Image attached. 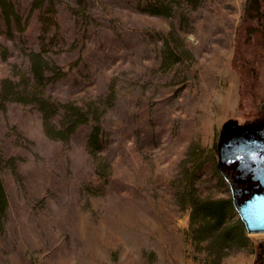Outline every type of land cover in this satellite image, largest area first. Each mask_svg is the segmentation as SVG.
<instances>
[{"label":"rangeland","instance_id":"obj_1","mask_svg":"<svg viewBox=\"0 0 264 264\" xmlns=\"http://www.w3.org/2000/svg\"><path fill=\"white\" fill-rule=\"evenodd\" d=\"M10 1L22 29L0 18V79L19 81L29 75L39 23L35 11L27 16L29 0ZM147 3L54 1L58 32L46 55L66 75L45 92L91 110L105 143L88 151L89 124L66 140L50 138L33 105H0L7 197L0 264H205L210 257L188 237L190 209L179 192L193 173L199 194L230 197L216 146L250 137L264 144L250 121L264 95V65L256 96L240 105L232 60L245 0H175L169 15L140 9ZM248 239L220 264H253L264 232Z\"/></svg>","mask_w":264,"mask_h":264},{"label":"trees","instance_id":"obj_2","mask_svg":"<svg viewBox=\"0 0 264 264\" xmlns=\"http://www.w3.org/2000/svg\"><path fill=\"white\" fill-rule=\"evenodd\" d=\"M54 1L29 0L27 16L35 11L39 23L38 48L27 51L29 75L21 73L19 81L0 79V105L12 100L33 105L41 114L44 133L50 138L66 140L78 127L89 124L86 148L89 152H94L104 147L105 139L101 125L97 121L90 122L91 110H84L72 101L53 99L45 92L48 83L66 75V71L46 55L48 43L58 32ZM147 1V6L140 9L164 15L171 13L175 2ZM185 1L192 5L197 3V0ZM0 18L5 27L14 24L18 30L22 29L19 9L10 0H0ZM236 33L232 64L239 74L241 105L243 99L256 96L260 81L258 69L264 65V0H245L243 16ZM168 51L170 55L172 51ZM90 107L89 105L88 108L91 109ZM254 115L251 123L264 127V95L259 100ZM5 164V158L0 153V170ZM193 175L191 173L189 176L184 191L179 192L180 201L185 202L190 209L187 234L199 249L210 256L204 261L205 264H220L225 254L248 244V232L232 207L231 198L199 194ZM6 207L7 197L0 177V231L3 229ZM253 253V264H264V240L254 244Z\"/></svg>","mask_w":264,"mask_h":264},{"label":"water","instance_id":"obj_3","mask_svg":"<svg viewBox=\"0 0 264 264\" xmlns=\"http://www.w3.org/2000/svg\"><path fill=\"white\" fill-rule=\"evenodd\" d=\"M262 130L264 139V127ZM257 130V129H256ZM245 138L217 148V167L226 181L231 204L248 233L264 232V144Z\"/></svg>","mask_w":264,"mask_h":264}]
</instances>
